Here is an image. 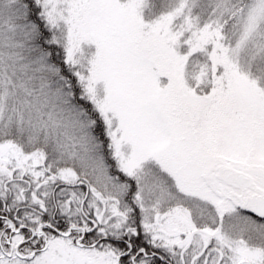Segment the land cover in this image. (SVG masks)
Masks as SVG:
<instances>
[{
    "label": "snow or ice",
    "instance_id": "6c2138e0",
    "mask_svg": "<svg viewBox=\"0 0 264 264\" xmlns=\"http://www.w3.org/2000/svg\"><path fill=\"white\" fill-rule=\"evenodd\" d=\"M0 264H264V0H0Z\"/></svg>",
    "mask_w": 264,
    "mask_h": 264
}]
</instances>
